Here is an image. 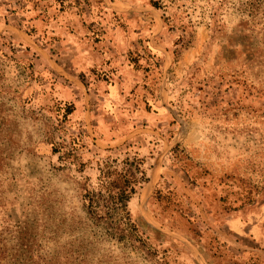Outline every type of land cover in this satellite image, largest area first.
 I'll list each match as a JSON object with an SVG mask.
<instances>
[{"label": "rangeland", "instance_id": "1", "mask_svg": "<svg viewBox=\"0 0 264 264\" xmlns=\"http://www.w3.org/2000/svg\"><path fill=\"white\" fill-rule=\"evenodd\" d=\"M124 157L145 258L84 211ZM0 247L264 264V0H0Z\"/></svg>", "mask_w": 264, "mask_h": 264}, {"label": "trees", "instance_id": "2", "mask_svg": "<svg viewBox=\"0 0 264 264\" xmlns=\"http://www.w3.org/2000/svg\"><path fill=\"white\" fill-rule=\"evenodd\" d=\"M156 7V4H151ZM257 6L248 3L250 15ZM172 53V52H171ZM68 153L65 151L63 154ZM140 162L124 157L112 159L102 165L98 171L97 186L93 190H85L83 203L85 213L92 226L103 230L105 238L121 243L130 250L137 251L144 258L148 257L150 247L146 237L138 231L131 217L128 202L135 193V188L143 182V171ZM31 244L19 243L12 249H30ZM4 247H0V264H70L73 260L56 250L35 256L28 255L13 259L4 255Z\"/></svg>", "mask_w": 264, "mask_h": 264}]
</instances>
